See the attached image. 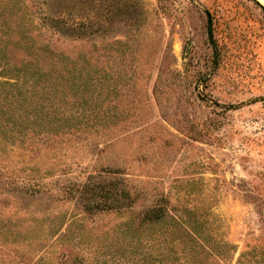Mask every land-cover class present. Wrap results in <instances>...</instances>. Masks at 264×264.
<instances>
[{
    "label": "rangeland",
    "instance_id": "rangeland-1",
    "mask_svg": "<svg viewBox=\"0 0 264 264\" xmlns=\"http://www.w3.org/2000/svg\"><path fill=\"white\" fill-rule=\"evenodd\" d=\"M260 4L0 0V100L99 115L0 137V264H264ZM44 45L92 61L89 103L53 92ZM29 62L46 69L34 86ZM92 177L123 181L118 205L84 209ZM153 204L166 213L146 224Z\"/></svg>",
    "mask_w": 264,
    "mask_h": 264
},
{
    "label": "trees",
    "instance_id": "trees-1",
    "mask_svg": "<svg viewBox=\"0 0 264 264\" xmlns=\"http://www.w3.org/2000/svg\"><path fill=\"white\" fill-rule=\"evenodd\" d=\"M260 6L264 9V5L260 4ZM53 21L60 24L62 20L54 19ZM209 34L212 36L210 26ZM26 48L31 53H34L33 44H27ZM40 50L44 52V56L50 62H53L52 66L54 71H57L58 75L64 78L62 82L57 83L62 90L53 92L61 93L62 99L71 96L75 100L77 98L79 101L89 103L93 97V91H91L93 83L90 82L93 78L91 73L93 70L92 61L86 55L79 54L72 56L63 51L50 48L47 45L40 47ZM19 68H16L19 72L17 75L26 73L28 76L30 72L33 73L31 78L33 86L35 84L37 85L36 82L46 70L39 66L35 68L31 67L30 62L25 63V65ZM17 79L20 82L21 78L17 77ZM46 87L48 89L53 86L51 84H45L44 88ZM44 97L41 104L31 100L24 103L25 101L20 99L19 96L13 97L11 95L8 96L6 101L5 99L0 100V137L15 141L18 136L26 135L30 132V129L34 132L39 129L42 130L43 128L50 130L63 126V122L66 121H69V123L82 122L89 125L92 121L99 119L98 113L94 112L91 107L85 109L79 105H72L61 108L57 105L54 108L53 104L47 103V98L50 97ZM124 190V183L120 178L108 180L92 177L81 187L77 188L79 201L90 214L97 213L103 209L114 208L116 204L118 205L120 197H123ZM165 213V207L159 204H153L149 209L144 211L142 219L146 224L155 223Z\"/></svg>",
    "mask_w": 264,
    "mask_h": 264
},
{
    "label": "bare ground",
    "instance_id": "bare-ground-1",
    "mask_svg": "<svg viewBox=\"0 0 264 264\" xmlns=\"http://www.w3.org/2000/svg\"><path fill=\"white\" fill-rule=\"evenodd\" d=\"M264 3V0H261Z\"/></svg>",
    "mask_w": 264,
    "mask_h": 264
}]
</instances>
